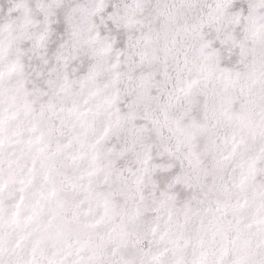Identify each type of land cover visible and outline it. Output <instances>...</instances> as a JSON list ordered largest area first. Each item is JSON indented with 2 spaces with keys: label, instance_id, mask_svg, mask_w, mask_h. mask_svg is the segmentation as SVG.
Wrapping results in <instances>:
<instances>
[{
  "label": "snow or ice",
  "instance_id": "1",
  "mask_svg": "<svg viewBox=\"0 0 264 264\" xmlns=\"http://www.w3.org/2000/svg\"><path fill=\"white\" fill-rule=\"evenodd\" d=\"M0 264H264V0H0Z\"/></svg>",
  "mask_w": 264,
  "mask_h": 264
}]
</instances>
